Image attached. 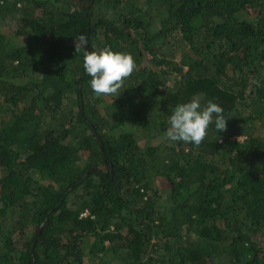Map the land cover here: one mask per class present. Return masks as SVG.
I'll return each instance as SVG.
<instances>
[{"label": "trees", "instance_id": "obj_1", "mask_svg": "<svg viewBox=\"0 0 264 264\" xmlns=\"http://www.w3.org/2000/svg\"><path fill=\"white\" fill-rule=\"evenodd\" d=\"M158 1L155 29L140 0H0V264H264V17L238 16L264 0ZM81 34L135 58L118 97H95ZM197 95L227 130L167 140Z\"/></svg>", "mask_w": 264, "mask_h": 264}, {"label": "clouds", "instance_id": "obj_2", "mask_svg": "<svg viewBox=\"0 0 264 264\" xmlns=\"http://www.w3.org/2000/svg\"><path fill=\"white\" fill-rule=\"evenodd\" d=\"M78 41V42H77ZM87 38L81 34L74 40L75 55L83 52V68L91 77L90 87L96 98L118 97L125 81L136 71L137 63L131 53L114 51L110 46L87 51ZM251 84L259 86L258 80ZM202 96L197 95L189 102L178 104L169 117L165 138L199 147L208 135L209 126L215 124L217 132L227 130L224 109L208 100L202 105ZM84 214V213H83Z\"/></svg>", "mask_w": 264, "mask_h": 264}, {"label": "rangeland", "instance_id": "obj_3", "mask_svg": "<svg viewBox=\"0 0 264 264\" xmlns=\"http://www.w3.org/2000/svg\"><path fill=\"white\" fill-rule=\"evenodd\" d=\"M139 3H142V6H143V9L147 12H149L150 14V17L152 18L153 22H154V27L155 29H157L160 25V23L167 17V10L164 6H162L160 4V2L158 0H150L148 5L145 4L144 1L140 0ZM239 16V19L241 20H246V21H251V22H255L257 21L258 19L264 17V12L263 13H259L255 16V14L253 13H239L238 14ZM2 25H5V27H1L2 30L4 32L8 31V27L7 26H10V27H15L16 23L13 22V21H10L9 18L5 19L4 23H1L0 22V26ZM172 48V45L171 47ZM178 53L176 54L175 56V59L178 60ZM66 111V110H64ZM44 125L45 126H48V125H52V120L49 118V117H46L45 120H44ZM252 132L263 138L264 139V124L259 122V121H256L253 123V127H252ZM240 140L243 139V136H240V137H236ZM35 178H37V175H35ZM122 254H120L121 256ZM105 259H107L109 262L108 264H129L128 262L124 261L122 258L118 257V256H115L113 253H111L110 251H108L106 253V256H105ZM227 261H220L219 264H226Z\"/></svg>", "mask_w": 264, "mask_h": 264}, {"label": "water", "instance_id": "obj_4", "mask_svg": "<svg viewBox=\"0 0 264 264\" xmlns=\"http://www.w3.org/2000/svg\"><path fill=\"white\" fill-rule=\"evenodd\" d=\"M39 229H40V227H39ZM39 229H38L37 233L39 232Z\"/></svg>", "mask_w": 264, "mask_h": 264}]
</instances>
